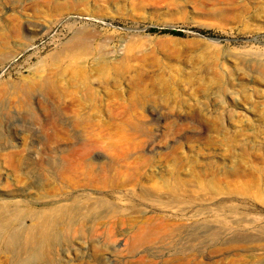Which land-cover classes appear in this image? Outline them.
Listing matches in <instances>:
<instances>
[{"label": "rangeland", "instance_id": "obj_1", "mask_svg": "<svg viewBox=\"0 0 264 264\" xmlns=\"http://www.w3.org/2000/svg\"><path fill=\"white\" fill-rule=\"evenodd\" d=\"M85 136L91 184L66 166ZM0 145V201L66 209L45 256L0 241V264H264V0H0ZM86 197L115 211L79 218Z\"/></svg>", "mask_w": 264, "mask_h": 264}, {"label": "bare ground", "instance_id": "obj_2", "mask_svg": "<svg viewBox=\"0 0 264 264\" xmlns=\"http://www.w3.org/2000/svg\"><path fill=\"white\" fill-rule=\"evenodd\" d=\"M101 70L102 72H105L104 67ZM85 87L87 88L86 90L91 91L89 85H86ZM72 102L75 103V106H79L81 104V101L79 99H74ZM56 112L53 113L51 119L47 121L46 124H48L51 128V134H49L48 137L50 139H53L54 142L57 143L61 139V136L68 134V129L65 128V121H63V119L59 116L58 109L56 110ZM68 121L70 122L69 124L73 127V131L75 133L74 137L78 139L80 137V134L77 133L78 122H76L74 119H69ZM98 141L99 140L97 138L85 136L81 137V142L79 143V145L69 146L66 148V166L68 170L70 168H73V163L75 165V163L77 162L80 165L78 168L80 169V174L83 175L85 180H87L86 184L101 181L102 178V166H95L90 161H86L87 154L92 149H95ZM5 147V145H0V149H3ZM6 158L14 168H18L22 163L23 155L21 153V150L15 147L14 149L6 152ZM115 162L116 160L114 155H111L109 160L110 168L114 167ZM63 163L64 161L60 164ZM43 164L51 165V162L41 160L40 162L31 163L29 164V169L26 172L29 176H31L33 168H36L39 172ZM111 179V188H114L115 177L112 176ZM16 180H19V178ZM114 203L103 198L86 197L84 200H82V204H84L83 207L79 208L76 206L72 209L76 213H79V218H85L88 216L92 218L94 217L98 220L102 219L105 216L106 212L115 211ZM65 213L66 209L63 206H56L38 209L33 215H30L25 212L24 198L14 197L5 199L4 201H0V241H5L6 249H13L18 253L25 251L29 259L34 256L35 253L45 256L47 254L48 244L52 242V239L55 236V220L58 218H62ZM24 216H27L31 219V225H23ZM146 231L144 232V235L134 233L133 241H131L132 244L130 243L129 245L133 247L135 242L137 243L139 240L147 239L150 236L151 232L155 230H152L151 232L150 230H148V233ZM220 249L213 246L210 251L217 252L220 251Z\"/></svg>", "mask_w": 264, "mask_h": 264}, {"label": "trees", "instance_id": "obj_3", "mask_svg": "<svg viewBox=\"0 0 264 264\" xmlns=\"http://www.w3.org/2000/svg\"><path fill=\"white\" fill-rule=\"evenodd\" d=\"M194 30L203 35H208V36L215 35V33L209 29L194 28ZM149 31L159 32V33H168V34L178 35V36L184 34L183 30L177 27H150Z\"/></svg>", "mask_w": 264, "mask_h": 264}, {"label": "water", "instance_id": "obj_4", "mask_svg": "<svg viewBox=\"0 0 264 264\" xmlns=\"http://www.w3.org/2000/svg\"><path fill=\"white\" fill-rule=\"evenodd\" d=\"M215 39H217V38H215Z\"/></svg>", "mask_w": 264, "mask_h": 264}]
</instances>
